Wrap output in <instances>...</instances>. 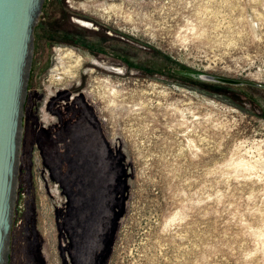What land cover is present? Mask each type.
I'll return each instance as SVG.
<instances>
[{"label":"rangeland","instance_id":"rangeland-1","mask_svg":"<svg viewBox=\"0 0 264 264\" xmlns=\"http://www.w3.org/2000/svg\"><path fill=\"white\" fill-rule=\"evenodd\" d=\"M82 1L34 28L7 264H264V0Z\"/></svg>","mask_w":264,"mask_h":264},{"label":"water","instance_id":"water-1","mask_svg":"<svg viewBox=\"0 0 264 264\" xmlns=\"http://www.w3.org/2000/svg\"><path fill=\"white\" fill-rule=\"evenodd\" d=\"M44 0H0V264H7L21 123L34 42ZM226 84L237 79L203 75Z\"/></svg>","mask_w":264,"mask_h":264},{"label":"flooded vegetation","instance_id":"flooded-vegetation-1","mask_svg":"<svg viewBox=\"0 0 264 264\" xmlns=\"http://www.w3.org/2000/svg\"><path fill=\"white\" fill-rule=\"evenodd\" d=\"M45 1L46 0H44V2H43L41 13H42ZM72 1L74 3H78L79 2V0H72ZM89 1L90 0H83L82 3H86V2H89ZM53 2H54V5H53L54 11H56L57 10L56 9V5H55L56 2L55 1H53ZM66 3H67V0H66ZM88 5H90V4H88ZM67 6L69 7L70 10L66 11V15L62 14L60 16V18H58V16H56L54 11L50 14V16L48 18H46L47 14H45V18L42 19V24L44 26V31L46 32L45 37H50L51 35L53 37H58L60 33L66 32L65 30H68L65 27L68 28L69 25L71 26L72 24H73V26L81 27V29H83V31H85V32H92L91 30H93V29L86 28V27L82 26L81 24H79L80 23L79 21H84V22H88L89 20L93 21L94 12L91 11L90 8L79 9L77 7V5L72 6V4H71V5H67ZM102 27H104V26H102ZM65 42H64V44H67L69 46L73 45V43H71L70 41H65ZM52 43H53V41H50V44H52ZM59 43H61V42H59ZM66 54H68L71 59L73 58V53L72 52H69V53H66ZM72 61H74V63H75L74 67H79V65L81 63V57L77 56ZM99 82L100 83H102V82L103 83H105V82L107 83L106 80H100ZM77 96L78 95H76L74 98L76 99ZM69 100H70V98L68 97V101ZM44 121L47 122L49 120L48 119L46 120V118H45ZM39 124H41V121H39ZM102 133L104 135V132H102Z\"/></svg>","mask_w":264,"mask_h":264},{"label":"bare ground","instance_id":"bare-ground-1","mask_svg":"<svg viewBox=\"0 0 264 264\" xmlns=\"http://www.w3.org/2000/svg\"><path fill=\"white\" fill-rule=\"evenodd\" d=\"M123 19H124V18H123ZM88 25H89V24H88ZM88 28H90V27L88 26ZM66 51H67V50H66ZM69 52H71V51H69ZM69 52H68V53H69ZM64 55H65V54H64ZM64 55H63V56H64ZM73 55H74V54H73ZM57 79H58V78H57ZM58 80H59V79H58ZM106 89H107V88H106ZM112 91H113V89H112ZM112 91H111V92H112ZM116 95L120 96V97H121V100L125 98L124 96H122V94L120 93V91H117V92H116ZM113 96H114V95H113ZM133 96H134V95H133ZM163 96H164V95H163ZM116 97H117V96H116ZM116 97H115V98H116ZM161 97H162V96H161ZM117 100H118V99H116V101H117ZM111 101H112V100H111ZM117 102H118V101H117ZM117 102H116V103H117ZM154 103H155V102H154ZM108 104L114 105V104H112V103H108ZM130 112H131V111H130Z\"/></svg>","mask_w":264,"mask_h":264}]
</instances>
